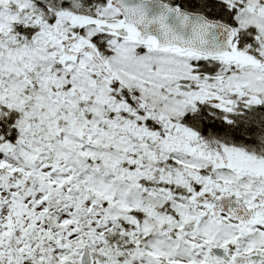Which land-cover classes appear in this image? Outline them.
<instances>
[{
	"label": "snow or ice",
	"instance_id": "snow-or-ice-1",
	"mask_svg": "<svg viewBox=\"0 0 264 264\" xmlns=\"http://www.w3.org/2000/svg\"><path fill=\"white\" fill-rule=\"evenodd\" d=\"M0 264H264V0H0Z\"/></svg>",
	"mask_w": 264,
	"mask_h": 264
}]
</instances>
